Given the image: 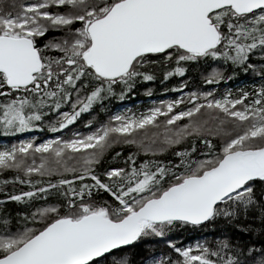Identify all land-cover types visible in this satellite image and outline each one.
<instances>
[{
  "label": "snow or ice",
  "instance_id": "1",
  "mask_svg": "<svg viewBox=\"0 0 264 264\" xmlns=\"http://www.w3.org/2000/svg\"><path fill=\"white\" fill-rule=\"evenodd\" d=\"M0 136V264H264V0H0Z\"/></svg>",
  "mask_w": 264,
  "mask_h": 264
},
{
  "label": "bare ground",
  "instance_id": "2",
  "mask_svg": "<svg viewBox=\"0 0 264 264\" xmlns=\"http://www.w3.org/2000/svg\"><path fill=\"white\" fill-rule=\"evenodd\" d=\"M240 82H238L234 86L239 85ZM175 83H180V78H178V77L170 78L167 82H164V85H172ZM234 86H228V87H234ZM147 87L152 88V96L151 97L146 94L145 89ZM188 87L193 88V87H197V86H192L191 82H189ZM172 97H174V95L173 96H169V95L161 96L156 91L155 82H149L148 84H146V86L143 90L136 91V95L132 96L130 99H126L124 101H113L110 108L113 111L124 110L125 108H131L132 110L137 111V110H141L142 108L148 106L153 100L167 99V98H172ZM105 118H106L105 113H100L99 119H105ZM78 127L80 128L81 131L85 130L82 124H78ZM32 134L33 133H24V134H22L21 138H25V137L30 136ZM35 134L40 136L41 138L55 135V133H51L48 131L38 132ZM15 140H16V137L0 136V144L14 142Z\"/></svg>",
  "mask_w": 264,
  "mask_h": 264
},
{
  "label": "trees",
  "instance_id": "3",
  "mask_svg": "<svg viewBox=\"0 0 264 264\" xmlns=\"http://www.w3.org/2000/svg\"><path fill=\"white\" fill-rule=\"evenodd\" d=\"M245 78L243 76H241L238 80H233V81H229L227 82V84L222 83L220 85L221 89L223 90L224 88L228 87V86H234L235 84H237L238 82L244 80ZM148 84V83H146ZM146 84L143 85H138L136 91H140L143 90L146 86ZM179 83H175L172 85H164V83L160 82V78L157 79V81H155V86H156V91L158 94H160L161 96H177L178 93L173 89L174 86H177ZM192 86H197V87H210V86H206L202 84V81H200L199 79H195V82H191ZM169 89V91H164L163 89ZM173 98V97H172ZM127 150V147H126ZM7 175V174H6ZM18 188L20 187H25V186H17ZM0 195H2V193H0ZM184 237L186 239H193V238H199L202 236H207V237H211L212 235H214L213 229L212 228H206V229H190L187 232L183 233ZM135 251H139V250H135ZM133 259L134 260H138V257L135 256V254L133 255Z\"/></svg>",
  "mask_w": 264,
  "mask_h": 264
}]
</instances>
